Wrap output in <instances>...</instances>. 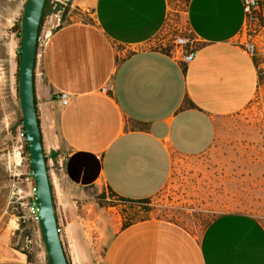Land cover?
Returning a JSON list of instances; mask_svg holds the SVG:
<instances>
[{
  "label": "crops",
  "instance_id": "0c3cea01",
  "mask_svg": "<svg viewBox=\"0 0 264 264\" xmlns=\"http://www.w3.org/2000/svg\"><path fill=\"white\" fill-rule=\"evenodd\" d=\"M67 3L37 48L33 85L68 264H264V223L254 214L224 211L200 232L146 217L107 233L103 213L93 217L85 201L87 190L156 195L176 157L209 150L221 122L252 100L259 66L238 41L241 0ZM170 11L197 45L187 64L147 47ZM60 92L69 94L65 105ZM0 264L38 263L19 254Z\"/></svg>",
  "mask_w": 264,
  "mask_h": 264
},
{
  "label": "rangeland",
  "instance_id": "374dc122",
  "mask_svg": "<svg viewBox=\"0 0 264 264\" xmlns=\"http://www.w3.org/2000/svg\"><path fill=\"white\" fill-rule=\"evenodd\" d=\"M26 2L0 0V257L23 254L48 264L40 224L26 208L31 164L16 135L21 117L18 25ZM260 5L263 15L250 38L240 35L245 48L254 43L252 54L259 66L260 84L252 100L221 122L209 150L176 157L167 183L148 201L127 202L108 190H87L88 213H103L107 233L146 217L171 219L200 232L213 216L231 210L254 214L264 223V0ZM95 250L98 255L101 247Z\"/></svg>",
  "mask_w": 264,
  "mask_h": 264
},
{
  "label": "water",
  "instance_id": "95a60500",
  "mask_svg": "<svg viewBox=\"0 0 264 264\" xmlns=\"http://www.w3.org/2000/svg\"><path fill=\"white\" fill-rule=\"evenodd\" d=\"M46 0H27L21 21V55L19 69V100L21 122L25 130L33 176L40 227L48 264H68L55 216L54 204L40 125L34 98V68L37 34Z\"/></svg>",
  "mask_w": 264,
  "mask_h": 264
},
{
  "label": "built area",
  "instance_id": "2783aa9c",
  "mask_svg": "<svg viewBox=\"0 0 264 264\" xmlns=\"http://www.w3.org/2000/svg\"><path fill=\"white\" fill-rule=\"evenodd\" d=\"M241 2L243 11L246 14V24L242 34L244 39H249V32L252 31V26L256 24L258 16L263 15V9L261 8L260 0H241ZM67 6V0H47L45 13L39 25L37 34L38 47L43 44L53 28L63 21V14ZM238 41L241 42V39L239 38ZM147 47L162 50L170 54L175 60L182 64L189 63L194 58L197 50V45L192 32L187 26L177 24L171 11L168 14L164 26L154 39L147 44ZM246 49L249 52H252L254 49V43H249L246 46ZM106 89L107 88L105 87L103 88V90ZM56 99L61 105H65L69 100V94L66 92H60L57 94ZM16 135L22 145L23 140L26 138L24 127L19 126ZM29 191L31 198L26 207L27 212L33 221L40 224L34 183L30 186Z\"/></svg>",
  "mask_w": 264,
  "mask_h": 264
},
{
  "label": "trees",
  "instance_id": "16d2710c",
  "mask_svg": "<svg viewBox=\"0 0 264 264\" xmlns=\"http://www.w3.org/2000/svg\"><path fill=\"white\" fill-rule=\"evenodd\" d=\"M46 4H47V0L45 1V3H44V6H43V10H42V14H41V19H40V23H41V20H42V18H43V15H44V13H45V8H46ZM26 5V4H25ZM24 12V11H23ZM21 21H22V17H21ZM18 27H19V33L21 32V23H19V25H18ZM18 53L21 55V50H19L18 51ZM19 69H20V64H19ZM18 69V70H19ZM19 73V72H18ZM19 89V88H18ZM18 93H19V90H18ZM18 124H19V126H22L23 127V125H22V122H21V117H20V119L18 120ZM22 145H23V148H24V150L26 151V153H27V155H28V158L30 159V157H29V149H28V146H27V141H26V138L23 140V142H22ZM31 178H32V182L34 183V181H33V176L31 175ZM111 192V191H110ZM113 195H115V196H117L116 194H114L113 192H111ZM120 200H122V201H127V202H145V201H148L149 200V198H141V199H128V198H123V197H120V196H117ZM128 223H130V222H128ZM128 223H125V224H123L122 226H124V225H126V224H128Z\"/></svg>",
  "mask_w": 264,
  "mask_h": 264
}]
</instances>
